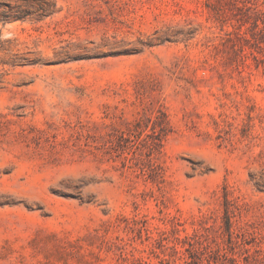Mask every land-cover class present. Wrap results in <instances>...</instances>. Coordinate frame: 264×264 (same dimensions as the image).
I'll use <instances>...</instances> for the list:
<instances>
[{"label": "rangeland", "instance_id": "rangeland-1", "mask_svg": "<svg viewBox=\"0 0 264 264\" xmlns=\"http://www.w3.org/2000/svg\"><path fill=\"white\" fill-rule=\"evenodd\" d=\"M0 264H264V0H0Z\"/></svg>", "mask_w": 264, "mask_h": 264}]
</instances>
